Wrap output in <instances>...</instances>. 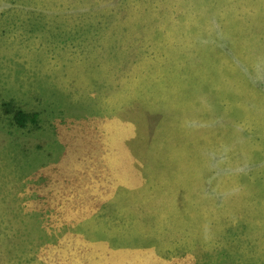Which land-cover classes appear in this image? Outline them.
<instances>
[{
	"label": "rangeland",
	"instance_id": "obj_1",
	"mask_svg": "<svg viewBox=\"0 0 264 264\" xmlns=\"http://www.w3.org/2000/svg\"><path fill=\"white\" fill-rule=\"evenodd\" d=\"M258 56L264 0H0V264H264Z\"/></svg>",
	"mask_w": 264,
	"mask_h": 264
},
{
	"label": "clouds",
	"instance_id": "obj_2",
	"mask_svg": "<svg viewBox=\"0 0 264 264\" xmlns=\"http://www.w3.org/2000/svg\"><path fill=\"white\" fill-rule=\"evenodd\" d=\"M210 31L215 30L219 33L220 25L215 19L209 21ZM207 43V41H205ZM244 74L253 83H264V56H258L250 65L242 68ZM202 106L208 110H212V106L206 101H201ZM216 126H222L219 119L216 120H202L199 118L186 119L183 122V127L190 132H198L202 129H211ZM237 131H240L237 126ZM235 145L226 142H220L215 145H209L203 151L205 165L213 174L209 179V183L218 176H223L225 179L245 175L250 170V163L248 161L234 162L232 153ZM240 191L239 185H234L228 192V195H236Z\"/></svg>",
	"mask_w": 264,
	"mask_h": 264
},
{
	"label": "crops",
	"instance_id": "obj_3",
	"mask_svg": "<svg viewBox=\"0 0 264 264\" xmlns=\"http://www.w3.org/2000/svg\"><path fill=\"white\" fill-rule=\"evenodd\" d=\"M103 131V130H102ZM107 133V132H105ZM103 132H101L100 134H105ZM126 134V133H125ZM125 134H118V137L115 138V132H109L108 135H104V139L100 138L103 140V142L105 143L106 147L110 149V153L108 155H110V157H108L110 159V164L109 166L112 167L114 163H116V160L118 159L120 160H126L129 155L123 154L124 151L123 150H119L117 148V145H126L129 141L130 138L128 136H126ZM107 155V154H106ZM103 157V156H102Z\"/></svg>",
	"mask_w": 264,
	"mask_h": 264
},
{
	"label": "trees",
	"instance_id": "obj_4",
	"mask_svg": "<svg viewBox=\"0 0 264 264\" xmlns=\"http://www.w3.org/2000/svg\"><path fill=\"white\" fill-rule=\"evenodd\" d=\"M36 118H37L36 114H33L31 116V115H27V114H25L23 112H16L15 115H14V121L20 127H25L27 122H28V120L31 123L35 124L36 121H37Z\"/></svg>",
	"mask_w": 264,
	"mask_h": 264
}]
</instances>
